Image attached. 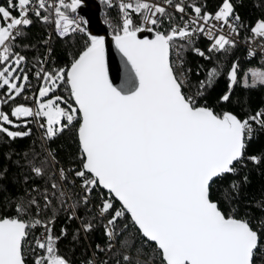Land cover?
I'll return each mask as SVG.
<instances>
[{"label":"snow or ice","instance_id":"1","mask_svg":"<svg viewBox=\"0 0 264 264\" xmlns=\"http://www.w3.org/2000/svg\"><path fill=\"white\" fill-rule=\"evenodd\" d=\"M106 2L111 6V0ZM80 4L81 0L0 3V90L4 97L0 104L15 105L9 113L0 110V133L11 140L30 136L31 129L13 131L10 127H20L12 118H24V127L31 118L42 130L41 139L50 142L78 121L80 167L70 171L74 179L80 180L83 190L67 205L71 198L67 188L69 170L60 167L58 180L56 174L45 180L48 158L41 159L35 153L28 161L24 182L29 184L28 177L35 176L44 183L32 182L11 215L0 213V264H26V244L34 245L29 249L34 255L32 264H70L59 251L67 230L62 228L60 234H54L55 213L48 216L57 204L62 209L67 205V219L81 220L74 239L81 232L85 236L92 232L97 217L106 221L105 251L115 259H93L87 264H147L144 243L135 248V238L131 243L121 240L122 217H130L142 240L154 243L161 264H255L257 253L264 260V217L254 227L255 218L248 217L247 209L243 217L236 209L226 214L213 199L212 191L217 179L237 173V164L245 166V160L260 164L264 160L255 155L246 157L256 127L264 129V109L241 119L228 110L217 113L213 108L198 106L197 96H202L205 88L224 74L219 66L205 70L206 78L199 82L195 95L185 92L190 88L191 69H184V52L191 48L196 55L211 59L193 46L194 35L207 30L212 41L209 53L228 52L236 46L231 36L214 34L217 27H227L233 35H239L241 17L234 4L222 0L212 14L202 5L186 0H120V25L112 39L127 69L121 87L109 80L104 38L90 35L70 66L50 71L38 62L40 70L35 77L41 83L32 97L34 105L15 104L30 87L26 57L16 51V45L26 38L32 17L52 26L63 40L84 32L69 15L76 13ZM145 31L154 33L153 38H138V33ZM250 31L252 40L261 41L260 51L264 53V19ZM255 55L250 48L248 56ZM199 74L198 70L196 75ZM227 80L228 91L219 97L218 104L230 103L237 85L244 89L264 87V64L242 69L234 61L227 70ZM62 85L67 86L74 103L57 95ZM48 156L55 161L50 150ZM3 175L0 172V179ZM239 187L236 181L230 185L236 195ZM97 188L101 194L106 190L114 199H101L94 206L96 214L85 221L76 215L78 203L82 200L87 207ZM114 201L119 202V208ZM260 210L264 212V203ZM38 227L43 229L42 234L32 238L30 230ZM96 248L100 249V245Z\"/></svg>","mask_w":264,"mask_h":264},{"label":"trees","instance_id":"2","mask_svg":"<svg viewBox=\"0 0 264 264\" xmlns=\"http://www.w3.org/2000/svg\"><path fill=\"white\" fill-rule=\"evenodd\" d=\"M203 6V10L212 13L218 9L222 0H192ZM235 6V12L240 15V31L242 37L247 34V31L261 19H264V0H231ZM33 24L26 29V38H22L16 45V51L26 57L25 71L29 74L30 87L17 98L15 104L24 103L29 105L30 102L24 99L26 93L37 88V80L33 77V72L38 67V62H42L46 54L48 46L47 70L58 69L61 67L70 66L72 58L83 49L87 42L86 35L73 34L69 38L61 40L56 34H51L49 37V25L41 23L34 16L32 17ZM210 40L203 37L197 38L192 42L195 48L204 51L211 59H204L196 55L191 48L184 52V69L187 72L191 69L189 75L190 88H186L185 92L188 95H195L199 82L206 78L205 70L213 66H219L223 70V75H220L214 83L205 88L202 96H197L198 106L204 105L213 108L217 113L225 110L231 111L241 119L247 115L254 114L257 110L264 107V87L244 89L239 85L235 86L231 96V102L228 104H218L219 97L228 91L227 70L234 61H238L242 69H247L252 66L264 64L263 60L256 57H247L244 47L236 43L234 48L228 52H208L211 46ZM199 70L200 74L196 75ZM66 85H62L57 90V95L63 96L73 103L66 90ZM3 90H0V100H3ZM15 106L11 102L8 104H0V110L6 113L10 112V108ZM11 118V117H10ZM14 123L20 127H10L13 131H27L31 129V135L27 137H18L11 140L4 133H0V172H3V178L0 179V213L11 215L12 210L18 200L24 199L27 194L28 187L32 186V182L43 184L39 177L29 176V184H25L24 177L28 174V161L32 160L35 153L40 154V158H48V169L46 170L45 180L47 177L56 174L60 167L69 170L67 188L71 193V198L68 199L67 205L72 204L79 194H82L80 180L74 179V173L71 169H79V143L77 140L78 121L74 122L73 126L65 130L61 135L54 138L46 145L48 150L55 154V161L48 156V151L43 147L35 128L30 122L27 127H24V118L15 120ZM30 120V118H28ZM31 121V120H30ZM264 157V129L256 128L254 137L251 139L246 149L247 156ZM55 164V166H53ZM237 173L226 175L222 179H217L212 186L213 199L218 203L222 211L226 214L231 213L236 209L238 216L243 217L245 209L249 218L254 217L253 226L264 217V212L260 210V204L264 203V160L260 164H253L251 161L245 160V166L238 165ZM6 170V171H5ZM247 177V181L244 177ZM58 180V175H57ZM233 181L239 182V195L231 191L230 185ZM97 188L89 197L87 207L84 206L82 200L78 203L76 215L87 221L92 219L96 214L95 205L101 199L110 198L103 190ZM231 197V199L226 198ZM116 208L120 207L117 201H114ZM57 204L54 208L48 211V216L51 217L55 213L54 232L60 234L61 228L67 230V236L59 243L60 253L68 259L70 264H87L88 261L96 259L98 261H114L115 257L106 253V240L103 235V226L106 221H101L97 217V222L94 225L92 232L87 236L83 232L79 233V238L74 239L77 235V229L80 226L81 220L67 219L68 211ZM126 226V231H124ZM119 229L124 232L121 240L127 239L129 243L132 238H135V248H139L142 243L145 244L144 252L147 264H161V256L154 251L155 245L142 240L138 232L135 231L130 217L121 218ZM264 236V234H262ZM100 245V249L96 248ZM135 248L133 251H135ZM261 249H264V239L261 241ZM26 264H32L30 255H25ZM255 264H264L261 254L257 253Z\"/></svg>","mask_w":264,"mask_h":264},{"label":"built area","instance_id":"3","mask_svg":"<svg viewBox=\"0 0 264 264\" xmlns=\"http://www.w3.org/2000/svg\"><path fill=\"white\" fill-rule=\"evenodd\" d=\"M96 1L100 3V7H101L100 8V16H101V19L103 20L104 26L106 27V29L108 30V32L110 34H114V32L118 29V27L120 25V13H119L120 0H111V6H109V3L106 2V0H96ZM3 2H4V0H0V3H3ZM69 2H70V0H69ZM155 2L162 3L163 0H155ZM186 2L187 3H192V0H186ZM81 9L82 8L79 7L77 9L76 13L69 12V15L71 17H73L76 20V22L81 25L82 28H84V32H77L75 34L86 35V33L89 30V20H88L87 15H85L84 13H82L80 11ZM169 10L171 11V9H169ZM216 11L212 12V14H214ZM44 14H47V13H44ZM175 15L178 18V14H175ZM189 15H193V14L191 12H189ZM137 23L138 24L140 23L138 18H137ZM210 23L216 24L217 26L219 25V22H216V21H211ZM166 28H167V25H165L164 28H161V30L164 31V30H166ZM53 33L55 34L52 26L49 25V35H48V37L51 34H53ZM141 33L150 34L147 31L141 32ZM214 34H224L226 36H231V38L233 40H235L237 44H240V45H242L244 47L245 55L247 57H249L248 56V52H249V49L251 48L256 53V55L254 57L258 58L259 60H263L264 61V59H262V56H264V53H261V51H260V43H261V41L259 39H257V40H252L251 39L252 34H251L250 29L247 31V34L244 37H242V32L240 31V27H239V35L238 36L233 35L227 27H224L223 29H219V27H217V29L214 30ZM199 37H203L205 39H208L207 30L205 31L204 34L197 33L196 35H194L191 38L192 42L195 41ZM210 42H211L210 44H212L211 40H210ZM48 53H49V49H48V46H47L46 54L44 56L43 61L41 62V63L44 64L46 69H47V64L46 63H47V60H48ZM173 59H175V54H173ZM39 70H40L39 66L34 69L33 77L35 79H36L35 73L37 71H39ZM39 83H41V81L37 80V88L35 90H33V91H30L29 93H26L25 96H24V99H25V97H28L27 101L30 102L29 106H33L34 105V101L32 100V97L38 93V85H39ZM62 106L67 107V105H62ZM261 108L264 109V107H261ZM30 120H31V118H30ZM31 122H32V124H33V126L35 128V131H36V133H37V135H38L43 147L49 152V150L47 148V145H46L47 141H44V140L41 139L42 130L39 128L38 123L35 122V121H32V120H31ZM254 127H256V126L254 125ZM253 137H254V135H253ZM50 158H51V156H50ZM238 165L239 164H237L236 167ZM58 172H59V170H57V175H58ZM58 179H59V175H58ZM69 205H70V203H69ZM42 232H43V229L39 228V227L30 230L32 238H34L36 236H40L42 234ZM54 234H56V233L54 232ZM32 246H34V245L26 244L25 245V249L26 250H25L24 254L25 255H30L31 259L33 261L34 255H33L32 251L29 250L30 247H32Z\"/></svg>","mask_w":264,"mask_h":264},{"label":"water","instance_id":"4","mask_svg":"<svg viewBox=\"0 0 264 264\" xmlns=\"http://www.w3.org/2000/svg\"><path fill=\"white\" fill-rule=\"evenodd\" d=\"M80 10L87 15L89 20V30L86 33L88 36L103 37L105 40V60L109 71V80L113 82L114 86L121 87L127 75V69L125 61L115 46V42L112 39L113 34H110L104 26L103 20L100 16V3L96 0H81ZM154 33H138V38L144 39L153 38ZM74 103V102H73ZM79 127V123L77 129ZM78 140V135H77ZM106 193L107 191L104 190ZM118 202V201H117ZM119 203V202H118ZM154 244L152 242H149Z\"/></svg>","mask_w":264,"mask_h":264},{"label":"rangeland","instance_id":"5","mask_svg":"<svg viewBox=\"0 0 264 264\" xmlns=\"http://www.w3.org/2000/svg\"><path fill=\"white\" fill-rule=\"evenodd\" d=\"M27 106H29V105H27Z\"/></svg>","mask_w":264,"mask_h":264}]
</instances>
